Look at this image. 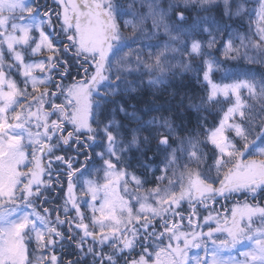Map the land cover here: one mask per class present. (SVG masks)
<instances>
[{
  "label": "snow or ice",
  "instance_id": "1",
  "mask_svg": "<svg viewBox=\"0 0 264 264\" xmlns=\"http://www.w3.org/2000/svg\"><path fill=\"white\" fill-rule=\"evenodd\" d=\"M241 58L264 0H0V264H264Z\"/></svg>",
  "mask_w": 264,
  "mask_h": 264
},
{
  "label": "trees",
  "instance_id": "2",
  "mask_svg": "<svg viewBox=\"0 0 264 264\" xmlns=\"http://www.w3.org/2000/svg\"><path fill=\"white\" fill-rule=\"evenodd\" d=\"M222 59V58H221ZM222 67L225 68H245V67H252L254 68L258 73L259 72H264V67H262L261 65H248L246 60H244L243 58L238 59L236 61H225L224 64L222 65ZM190 75V74H187ZM221 76V73L217 72L214 74V79H216L217 81H219ZM197 91H200L199 87H197L196 89ZM135 102V101H133ZM223 107H227V105H223ZM190 116H192V118H195V113H190ZM98 150V149H97ZM149 155H151V153H149ZM93 160H96L95 156H93ZM89 167L93 168V167H99V161H96L95 165H93V163L90 161L89 162ZM99 178V175H98ZM231 203V202H229ZM217 207H219V205H217Z\"/></svg>",
  "mask_w": 264,
  "mask_h": 264
},
{
  "label": "rangeland",
  "instance_id": "3",
  "mask_svg": "<svg viewBox=\"0 0 264 264\" xmlns=\"http://www.w3.org/2000/svg\"><path fill=\"white\" fill-rule=\"evenodd\" d=\"M51 2V0H49V3ZM17 79L19 80V78L17 77ZM81 159H83L82 157H81ZM90 166V165H89ZM93 178H96V179H99L98 178V175L97 176H95V177H93ZM229 202H231V201H229ZM229 202H227V206L228 207H231V203H229ZM220 207V206H219ZM203 214H205V213H203V212H201V215H203ZM195 251V250H194Z\"/></svg>",
  "mask_w": 264,
  "mask_h": 264
}]
</instances>
